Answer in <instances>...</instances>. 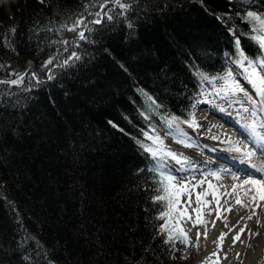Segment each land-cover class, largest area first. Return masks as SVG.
I'll return each mask as SVG.
<instances>
[{
    "label": "trees",
    "instance_id": "1",
    "mask_svg": "<svg viewBox=\"0 0 264 264\" xmlns=\"http://www.w3.org/2000/svg\"><path fill=\"white\" fill-rule=\"evenodd\" d=\"M105 1L0 6V79L34 65L0 81V264H192L164 175L176 161L145 133L180 158L206 84L264 60L248 16L264 0Z\"/></svg>",
    "mask_w": 264,
    "mask_h": 264
},
{
    "label": "bare ground",
    "instance_id": "2",
    "mask_svg": "<svg viewBox=\"0 0 264 264\" xmlns=\"http://www.w3.org/2000/svg\"><path fill=\"white\" fill-rule=\"evenodd\" d=\"M13 1L0 0V6L8 5ZM255 86L258 87L256 84ZM256 94V100H259L260 104H256L257 108L247 118L242 117L245 115V111H239L238 106L235 109L231 108L233 113L231 110L220 107L218 112H215L214 109L213 111L223 118L226 116L228 120H232L238 126L241 125L249 138L257 142L260 147L263 132L260 127L264 126V94H259L258 88ZM223 118H219L220 122L217 121L214 127L221 128L222 124L229 126ZM253 127L256 129L255 133L252 131ZM236 134L239 135L237 131ZM244 139L235 138L225 132L218 133L213 141L219 146H212L210 149L208 146L203 148L210 156L218 158L221 162L222 160L229 161V164L222 162L223 165L216 166L205 161H192V163L201 165V168L195 170L197 173H204V175L202 178L196 177L190 184H186V189L184 188L185 195H189L186 204L187 214L177 224L179 226L183 224L184 229L189 232L204 224L202 239L205 243V250L202 252L201 258H215L218 264H234L238 257L237 253L240 255L245 249H247V255L244 264H258L257 261L261 262L264 257V230L262 229L264 199H261L264 188L261 185L229 182L227 180L228 177L232 176L229 174H233L232 171H235L240 177L247 175L255 177L254 180L264 181V148L254 149V153L257 155L252 154L249 158L245 155L247 152L245 147L240 145L241 142L245 141ZM222 146L226 149H223ZM228 146L231 148V152L227 150ZM249 147L253 153L252 147ZM236 148H240L241 151H235ZM243 161L246 166L241 164ZM246 161L248 163H245ZM254 163L259 164L263 173L255 168L257 166ZM233 180L235 179L233 178ZM225 193H229V195ZM197 196L200 197L199 201H197ZM237 200L241 203H237ZM241 229H244L243 233H241ZM253 233H258V235L253 236ZM222 234L223 238L221 239ZM238 234L240 239L234 242V237Z\"/></svg>",
    "mask_w": 264,
    "mask_h": 264
},
{
    "label": "rangeland",
    "instance_id": "3",
    "mask_svg": "<svg viewBox=\"0 0 264 264\" xmlns=\"http://www.w3.org/2000/svg\"><path fill=\"white\" fill-rule=\"evenodd\" d=\"M16 0L11 2L10 4H14ZM9 4V3H8ZM4 6H7V4H4ZM248 67L247 61H245L244 67H237L230 71L231 77L226 79H217L213 81L211 84H206V101L201 103L200 105L196 106L193 112V120H195V123L198 125V127H191L187 128V133L184 134V143L182 145L181 150V163L174 162L171 164L170 170L167 172H164V175L172 176L175 179L170 184V189L172 190V193L175 194V202H176V209L181 211V217L176 221V225L179 229V231L182 234H186L188 238V247L182 254V259L185 261H189L192 264H218L215 258H201L202 252L205 250V243L202 239V233L204 232L205 226L197 227L193 231H187L184 229L183 224L178 225V221L184 217L187 214L186 210V204L188 201L189 195H185L186 192H184L183 185L190 184L193 179L196 177L202 178V175L204 173H197L195 169L201 168L200 164L192 163V161H198V162H204V159L206 158H213L214 161L211 160V162L215 165H223L219 159L214 158L210 156L209 153H206V149L203 147H207L210 149L212 146L216 147L219 146L216 142L213 141V138L218 135L220 132H225L228 134L233 135L235 138H242L241 136L236 134V131L227 126L226 124H222L221 128H216L214 125L217 123V121L220 122V119L217 114L214 113L218 112L219 107L221 109H228L231 110L235 109L236 106L240 108L237 109L239 111H245V115L251 114V112L255 111V108H257L256 104H260L259 100H256L255 102V95L256 89L258 87L255 86V84L251 83L250 80L254 79L250 77L249 71H244V68ZM257 71L259 72L260 76L264 78V71H260L259 64L256 65ZM249 86H248V85ZM243 88L244 92L234 91V88ZM264 98V97H263ZM238 103V104H236ZM255 103V107L254 106ZM229 104V105H228ZM214 109V111H213ZM232 112V110H231ZM233 113V112H232ZM244 114V113H243ZM192 120V121H193ZM225 125V126H224ZM203 133V134H202ZM187 145V146H186ZM242 147H245L247 151H251L250 145L246 143V141L241 142L240 144ZM219 148V147H218ZM223 149H226V147L222 146ZM208 150V149H207ZM227 150L231 152V148L228 146ZM253 155H257L254 153V149L252 148ZM210 160V159H209ZM245 163H248L246 161ZM241 164H244L241 162ZM255 167L260 173H263V169L259 166L258 163ZM195 165V166H194ZM245 165V164H244ZM246 166V165H245ZM248 166V165H247ZM233 174L230 177L227 178L229 182L235 181L239 183H244L245 180H254L255 177L251 176H239V174L235 171H232ZM179 174L180 176H178ZM236 174V176H235ZM264 175V174H263ZM238 177V178H237ZM233 178L235 180H233ZM193 184V183H192ZM253 193V192H250ZM175 215H178L177 212H174ZM203 227V228H202ZM262 229L264 230V222H262ZM200 233L199 240L197 241V233ZM198 245V247H197ZM195 252V253H193ZM247 255V249L242 251V254H240L234 264H244L245 257ZM256 262V261H255ZM254 262V263H255ZM258 264H264V257L262 258V261H257Z\"/></svg>",
    "mask_w": 264,
    "mask_h": 264
},
{
    "label": "snow or ice",
    "instance_id": "4",
    "mask_svg": "<svg viewBox=\"0 0 264 264\" xmlns=\"http://www.w3.org/2000/svg\"><path fill=\"white\" fill-rule=\"evenodd\" d=\"M41 2H43V0H41ZM115 2L117 3V6L121 9H126L127 5L124 3H120L119 0H115ZM104 7H106V5H104ZM97 15H100V13H97ZM248 16L250 18V20L254 23V24H258V27H253L252 28V32L254 33V35L252 36V39L254 41H256L259 45V47L264 50V18L255 15L251 12L248 13ZM108 19H111V16L108 17ZM83 21H77L76 25L73 26V28L68 29L69 31H74L76 27H78L80 24H82ZM94 23H100V20H96L94 21ZM81 39L84 38V33L80 32L79 33ZM236 44L237 47H239L240 41L237 38L236 40ZM241 55H243L242 50H241ZM71 58H76L79 59V57L76 56L75 53L72 54ZM245 61H247V65L248 67L244 68V71H249V69H251L250 72V77L254 78L252 80H250L251 83L256 84L258 86L259 89V94H264V78H262L259 74V72L257 71V67L256 64L259 63L260 66V71H264V60H261L259 62H254L251 60H247V57H244L243 60H241L240 66L244 67ZM52 61L49 60L48 63H51ZM65 63H67V61H65ZM229 77H231V73H229ZM51 78V77H49ZM20 80H22V77L20 78ZM20 80H12V81H8L7 83L10 84H17L20 82ZM234 91H239V92H244V89L241 88H234ZM245 111H247V109H245ZM174 122V121H173ZM190 127H198V125L195 123V120L192 121V123L190 124ZM264 127V126H262ZM252 131L255 133L256 129L255 127L252 128ZM145 137L148 140L153 141V143L151 145L148 146H144L142 145V147H144V150L146 152H148L153 158L157 159L158 161L161 159V155L163 154L164 157L170 158L172 160L177 161V163H181V158L177 157L175 153H173L171 150L166 149L164 147H161V145L163 144V141L157 136V137H153L151 135H149L148 133H145ZM261 148H264V132H262L261 134ZM178 143L181 141H177ZM187 146V145H186ZM235 151L240 152L241 149L240 148H236ZM252 152L251 151H247L245 152V155L248 156L249 158H251L252 156ZM164 165H161V167H163ZM165 179L169 182L173 181L175 178L172 176H167L165 177ZM245 184H251V185H261L262 188H264V181L261 180H245L244 182ZM161 184L163 185L164 182L161 181ZM182 187H184L186 189V185H183ZM209 187H212L211 185H209ZM165 192V195L162 196H157L156 199L157 200H168L169 202V206L171 207V201L169 200L168 196H167V191H168V187L167 185H165L162 189ZM226 195H229V193H225ZM206 195V194H205ZM254 198V197H253ZM200 197L197 196V201H199ZM261 199H264V192L261 193ZM237 203H241L239 200H237ZM197 211H199V209H197ZM163 218V215L162 217ZM249 219H251V217H249ZM162 231H164V228L162 227ZM244 232V229H241V233ZM253 236L258 235V233H253ZM199 236L200 233H197V241L199 240ZM223 238V234L221 235V239ZM172 237H169V241H171ZM185 239H187V236L185 234ZM240 239V235L238 234L236 237H234V242ZM198 247V245H197ZM237 256H239V254L237 253Z\"/></svg>",
    "mask_w": 264,
    "mask_h": 264
},
{
    "label": "water",
    "instance_id": "5",
    "mask_svg": "<svg viewBox=\"0 0 264 264\" xmlns=\"http://www.w3.org/2000/svg\"><path fill=\"white\" fill-rule=\"evenodd\" d=\"M114 3H115V0H109V1H105V2H104V4H114ZM100 6H101V5H100ZM100 6H99V8H100ZM87 16H88V14H86V15L83 17V19H82V21H83L82 25H81L80 27H78L77 30H76L73 34H69V35L64 36V38L62 39V47H63V49H65V44H66V41H67L68 38H75L77 33L84 32V25H83V24H84V22H85ZM55 67L60 68L61 65H60V64H57V63L52 64V65L50 66L49 70H48V74H49V73L51 72V70H52L53 68H55ZM29 69H31V71H32L31 74L34 76V65H33V63H32L31 61H27V62L24 64L21 73H19L17 76H15V77L12 78V79H0V81L8 82V81H12V80H17L19 77H22L23 75H25L26 72H27ZM47 78H48V77L46 76V79H47ZM38 81H39V82H44L45 80L38 79Z\"/></svg>",
    "mask_w": 264,
    "mask_h": 264
}]
</instances>
